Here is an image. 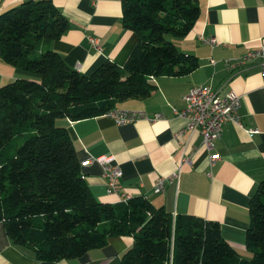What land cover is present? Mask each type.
Segmentation results:
<instances>
[{"label": "trees", "instance_id": "obj_1", "mask_svg": "<svg viewBox=\"0 0 264 264\" xmlns=\"http://www.w3.org/2000/svg\"><path fill=\"white\" fill-rule=\"evenodd\" d=\"M120 2L121 23L136 42L123 64L104 60L89 74L46 47L70 26L52 0H25L0 12V58L23 71L0 85V221L7 235L46 261L79 257L109 237L131 235L119 264H264V179L249 199L248 259L217 221L172 215L140 195L103 202L84 179L59 119L103 115L150 93V77L182 76L198 66L172 40L198 19L195 0Z\"/></svg>", "mask_w": 264, "mask_h": 264}, {"label": "crops", "instance_id": "obj_2", "mask_svg": "<svg viewBox=\"0 0 264 264\" xmlns=\"http://www.w3.org/2000/svg\"><path fill=\"white\" fill-rule=\"evenodd\" d=\"M23 1L0 0V12ZM52 1L70 26L58 39L45 42L46 47L84 74L104 60L124 63L136 35L121 23L120 0ZM195 1L198 19L185 36L172 40L179 51L197 57V68L182 76L155 77L150 93L119 103L120 108L141 110L149 117L158 113L161 117L139 118L120 125L105 115L75 121L59 119L57 123L67 127L81 173L100 201L116 203L140 195L172 215L192 214L217 221L222 236L240 257L248 259L245 230L249 199L264 179V86L257 59L232 71L225 69L223 60L239 58L264 44V0ZM89 37L100 40L101 51L91 47ZM200 38H214L216 43L210 45ZM22 74V70L0 58V85ZM203 84L232 88L241 96V126L226 122L211 150L202 146L197 132L174 137L187 121L174 114L172 108L181 109L190 88ZM247 129L257 132L249 135ZM216 152L220 159L209 167L208 155ZM183 153L191 155V162L182 165L178 183H167L163 192H153L155 180L172 172ZM101 155H112L120 166L117 195L107 193L102 165L94 160ZM132 242L131 235L112 236L104 246L89 249L79 257L38 260L29 248L12 242L0 221V264H119Z\"/></svg>", "mask_w": 264, "mask_h": 264}, {"label": "built area", "instance_id": "obj_3", "mask_svg": "<svg viewBox=\"0 0 264 264\" xmlns=\"http://www.w3.org/2000/svg\"><path fill=\"white\" fill-rule=\"evenodd\" d=\"M200 41L214 45V38H200ZM88 43L96 51H101L100 40L95 37H89ZM257 59V67L264 86V44L257 48L247 50L239 58H227L223 60L226 70H238L248 65L252 60ZM211 63H214L211 60ZM153 81L154 78L150 77ZM184 106L181 109L172 108L174 114L185 118L187 121L185 128L174 134L197 132L201 138V144L206 150L213 148V142L221 135L222 127L226 122H232L241 126L239 109L241 107V96L232 88L223 89L212 88L210 85L203 84L190 88L184 95ZM103 115L112 118L116 124L133 122L136 119L144 118L153 120L161 117V114H155L149 117L146 112L135 109H125L115 107ZM249 135L257 130L247 129ZM220 159L219 153H209L208 166ZM90 161L93 159L90 158ZM102 165V176L105 179L108 194H118L121 187V169L112 155H101L94 158ZM191 162L190 154H181L176 162L175 169L166 176H159L153 184V192L160 193L165 190L167 183L177 184L181 175L182 165ZM210 175V170L208 171Z\"/></svg>", "mask_w": 264, "mask_h": 264}]
</instances>
